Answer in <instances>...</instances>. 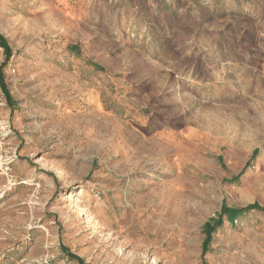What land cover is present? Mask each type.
Instances as JSON below:
<instances>
[{"label":"rangeland","instance_id":"rangeland-1","mask_svg":"<svg viewBox=\"0 0 264 264\" xmlns=\"http://www.w3.org/2000/svg\"><path fill=\"white\" fill-rule=\"evenodd\" d=\"M0 36V264H264V0H0Z\"/></svg>","mask_w":264,"mask_h":264},{"label":"trees","instance_id":"trees-1","mask_svg":"<svg viewBox=\"0 0 264 264\" xmlns=\"http://www.w3.org/2000/svg\"><path fill=\"white\" fill-rule=\"evenodd\" d=\"M0 48H2L3 54L5 55V58L8 59L10 57V49L8 47L7 42L4 40V38L2 36H0ZM4 95L6 97V100L10 101V97L5 92V90H4ZM253 209H258L259 210V207L257 205H251V206H248V207H246L244 209H239V210H228V209H225L224 210V214L227 215V219L228 220L233 221L236 217L242 215L243 213H247V212H249V211H251ZM208 240H209V236H207L206 243H207Z\"/></svg>","mask_w":264,"mask_h":264}]
</instances>
